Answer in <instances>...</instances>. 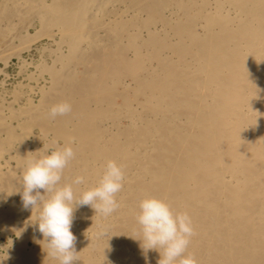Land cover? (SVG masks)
I'll return each instance as SVG.
<instances>
[{"label":"bare ground","instance_id":"bare-ground-1","mask_svg":"<svg viewBox=\"0 0 264 264\" xmlns=\"http://www.w3.org/2000/svg\"><path fill=\"white\" fill-rule=\"evenodd\" d=\"M11 57L26 66L13 91L0 80V231L18 234L2 264H59L15 192L28 160L65 146L77 197L110 160L125 177L110 216L75 210L78 264H157L137 241L145 197L190 216L197 264H264V0H0Z\"/></svg>","mask_w":264,"mask_h":264},{"label":"clouds","instance_id":"clouds-1","mask_svg":"<svg viewBox=\"0 0 264 264\" xmlns=\"http://www.w3.org/2000/svg\"><path fill=\"white\" fill-rule=\"evenodd\" d=\"M71 110L69 103L61 102L51 107L49 115L55 118ZM74 156L72 147L65 146L28 160L22 172L20 190L15 192L21 196L24 210L32 213L34 209L38 210L34 225L47 242V256L59 264H78L77 238L71 231L75 210L88 206L95 214L110 216L120 207L116 196L125 179L122 166L110 160L97 184L77 197L73 185L83 184V176H77L72 183L61 184L64 169ZM136 221L142 239L135 240L140 243L145 256L154 250L160 255L157 264H197L194 256L185 255L194 235L187 213H174L163 199L145 197L139 201ZM107 234V228H102L97 236L102 238Z\"/></svg>","mask_w":264,"mask_h":264},{"label":"rangeland","instance_id":"rangeland-1","mask_svg":"<svg viewBox=\"0 0 264 264\" xmlns=\"http://www.w3.org/2000/svg\"><path fill=\"white\" fill-rule=\"evenodd\" d=\"M29 30L31 33H33L32 27H30ZM36 44H37V48L35 46V48L32 47L30 50L23 51V57H25V59L27 60V63H28L27 68L30 71L32 70L34 71L35 65L33 66V64L37 63L38 60L42 59L41 58L42 52L38 47L39 46L41 47L44 44L45 45L50 44V46H53L52 43H50V41L47 40L46 38H41L40 40L36 42ZM18 60L19 59H17L16 57H11L9 64L6 66L4 65L2 60L0 61V69L3 68V71H0V80L5 81L4 86L10 91H13L18 85V83L22 80L21 75L19 74V71L23 67L26 66L25 65L22 67L20 61ZM29 62L31 63L29 64ZM1 78L2 79L4 78V79L2 80ZM17 240H18L17 233L11 232V233L2 235L0 231V255H5L7 252L6 250H8L9 248H12V246L16 244ZM30 246H32V242L27 241V247H30Z\"/></svg>","mask_w":264,"mask_h":264}]
</instances>
